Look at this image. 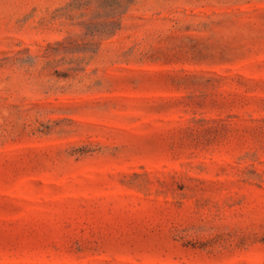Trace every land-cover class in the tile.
<instances>
[{"label": "rangeland", "instance_id": "374dc122", "mask_svg": "<svg viewBox=\"0 0 264 264\" xmlns=\"http://www.w3.org/2000/svg\"><path fill=\"white\" fill-rule=\"evenodd\" d=\"M0 264H264V0H0Z\"/></svg>", "mask_w": 264, "mask_h": 264}]
</instances>
